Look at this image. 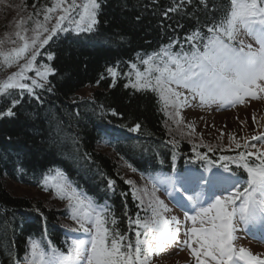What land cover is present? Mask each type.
Returning <instances> with one entry per match:
<instances>
[{
	"label": "trees",
	"instance_id": "1",
	"mask_svg": "<svg viewBox=\"0 0 264 264\" xmlns=\"http://www.w3.org/2000/svg\"><path fill=\"white\" fill-rule=\"evenodd\" d=\"M53 2L21 0L40 19ZM98 2V24L92 31H77L66 22L64 30L39 48L34 66L55 70L46 80L32 78L43 83V88L33 86L32 93L14 89L12 95H0V113L8 108L14 113L0 115V264H26L33 240L65 248L71 237L65 207L15 193L8 180L42 191L46 174L60 169L75 187L108 205L110 229L113 217L128 228L139 206L121 173L122 165L145 171L177 159L180 166L204 167L223 156L247 153L244 147L194 150L189 141L178 146L170 142L160 95L133 88L124 79L125 67H118L136 54L182 41L197 29L207 36L208 26L225 14L229 0H208V8L201 0H191L167 16L164 13L180 0ZM114 67L119 70L115 78L108 71ZM87 87L93 88L91 94L79 97ZM13 100L19 103L13 106ZM137 124L140 128L133 131ZM107 148L109 152L104 151ZM197 153L207 158H197ZM253 157H246L250 165ZM229 167L247 177L243 166ZM111 180L115 184L110 186Z\"/></svg>",
	"mask_w": 264,
	"mask_h": 264
},
{
	"label": "snow or ice",
	"instance_id": "2",
	"mask_svg": "<svg viewBox=\"0 0 264 264\" xmlns=\"http://www.w3.org/2000/svg\"><path fill=\"white\" fill-rule=\"evenodd\" d=\"M185 3H191V0H180L164 15L178 11ZM201 4L208 8V0H201ZM100 7L98 0H86L82 4H77L76 0H54V4L43 12V22L32 16L27 20L21 19L13 34L0 40V67L19 65V71L0 80V95H12L11 90L14 89L21 90V93L27 89L32 93L33 86L43 88L45 85L35 79H32L31 84L22 82L26 78L25 73L33 69L39 48L48 44L58 30H64L62 24L77 10L81 11L78 21L73 18L76 30L92 31L98 24ZM51 13L57 15L54 25L49 27L48 22L53 19ZM29 22L34 25L31 29L26 26ZM85 24L86 28L82 27ZM207 31L209 35L206 37L199 29L185 37L192 45L190 52H184L183 49L181 52H172L173 44L178 43L173 41L159 53L142 61L147 65L145 71L141 72L135 64L132 65L136 69V83L130 82L131 86L159 92L164 108L172 106L173 111L168 114L177 127L183 123L180 109L190 106V98H198L201 106L216 103L235 106L245 103L247 98L264 99V0H229L225 14L208 26ZM29 32L32 34L27 35ZM242 35L254 39L257 47L246 43ZM5 44L15 46L6 49ZM52 58L50 54L49 59ZM21 60H24L23 64H19ZM54 71L44 65L36 68V75L46 80ZM108 71L113 77L117 75L113 68ZM181 88L188 90L189 95L180 91ZM48 90L51 91V88ZM18 103L19 100L12 101L13 106ZM13 114L12 108L0 113L8 116ZM187 127L194 130L193 124ZM139 128L137 124L132 130ZM251 140L264 142V134L253 136ZM237 147H241L239 142ZM244 147L256 151L240 152L237 158L224 156L221 159L242 164L247 172L246 180H241L234 173L225 176L219 171L210 176L190 174L165 178L163 181L150 178L153 179L149 201L152 217L143 219L137 215L135 220L129 221L136 225L134 241L120 233L115 217L110 221L113 227H107V206H97L90 198L82 196L57 170V176L61 179L54 184L56 194L68 201L71 219L79 225L75 230L91 233V239L73 240L66 252L54 245L42 246L33 241L29 264H150L152 257L177 243L181 223L176 216L169 220L163 215V212L171 210L155 196L158 182L173 185L203 184L209 190L220 188L227 192V195H215L206 207L193 201L198 211L193 209L195 214L185 217V220L192 221L193 227L187 229L186 234H190V239L183 243L190 249L194 264H264V257L245 247L237 248L234 243L238 239L236 233L241 224L247 226L252 222H264V148H257V143H245ZM208 150L212 151V148ZM247 156H254L258 163L250 165ZM197 158L207 157L206 154L197 153ZM222 167L224 172H231L228 164ZM49 180H55V177H47L45 186ZM126 183L134 185L135 182L128 180ZM114 184V180L109 181L110 186ZM138 191L141 190L134 187L133 195L143 204L142 197L136 195ZM142 191L147 194V187ZM188 199L193 200V197ZM198 221L200 226L196 227Z\"/></svg>",
	"mask_w": 264,
	"mask_h": 264
},
{
	"label": "rangeland",
	"instance_id": "3",
	"mask_svg": "<svg viewBox=\"0 0 264 264\" xmlns=\"http://www.w3.org/2000/svg\"><path fill=\"white\" fill-rule=\"evenodd\" d=\"M77 4H82L86 2V0H76ZM54 4V2H53ZM52 4V5H53ZM51 5V6H52ZM59 11V10H58ZM79 11H74L71 14V17L69 20H66V22H71L75 27L76 23L74 20H79ZM36 13L32 10L26 9L22 6L21 0H0V40H5L9 35L13 34L17 28L16 25L19 23L21 19L27 20L29 16H32L33 19H39L41 22H43V16L42 18H38V16L35 15ZM53 19H51L48 22V26L51 27L55 23L56 13L50 14ZM74 18V20H73ZM63 23V24H64ZM62 24V26H63ZM29 29L34 27L32 23H27L26 25ZM82 27L86 28V24L82 25ZM32 33L29 32L27 35H31ZM47 35V34H45ZM242 39L246 43H250L253 45V47H257L256 41L252 39L249 36H241ZM15 45L12 44H5L4 47L10 48ZM164 48V47H163ZM39 51V50H38ZM161 51V50H160ZM155 52V53H159ZM177 53V52H174ZM154 53L150 55H145V57H137L135 61L130 62V67L127 72V79L129 81V84L136 83V69H139L141 72L145 71L147 68V65H144L142 61L144 59H147L149 56H152ZM125 62V61H124ZM24 60H21L19 64H23ZM136 65V69L132 67V65ZM41 65V64H40ZM44 66V65H41ZM125 64H119L118 67H125ZM36 67L34 66L31 71H27L25 73V79L22 81L23 83L30 84V81L34 76H36V79H41V77H38L36 75ZM113 69L116 70L118 74V69L114 67ZM19 71V65H13L12 67H0V80H3L8 75L12 74L13 72ZM112 76V75H111ZM113 77V76H112ZM115 78V77H113ZM131 82V83H130ZM180 91L184 92L185 95H189L188 90L186 89H179ZM93 91V88L87 87L79 92V97L90 95ZM159 94V92H157ZM161 99V97H160ZM163 109L165 111V125L167 128V135L169 136L170 142H172L175 145H180L182 141H189L191 144V147L195 150L199 148H205L209 149V147L212 148V150H228V149H235L239 150L237 147V142L240 143L241 147H244L245 143H257V148H264V142H256L252 141L251 137L264 134V99L256 100L252 98H247L245 103L242 104H236L235 106L227 105V106H221L220 104H211L206 106H201L199 99H189V105L185 106L182 109H180L181 115L183 116V123L177 127L176 123L172 119V117L168 114L173 111L172 106H169L167 109L164 108V101L161 99ZM255 117V119H253ZM188 124L194 125V130L189 129L187 127ZM233 137L235 139H233ZM245 148V147H244ZM247 152L250 151H256V149L252 148H245ZM109 152V149H104V151ZM204 149H201L202 152ZM105 151V152H106ZM121 173L125 177V179L134 181V185H131L134 191L135 189H140L141 191H138L136 193L137 196L142 197L144 203L146 205H150L149 201L152 194V186L148 185L147 182H145L138 174H136L133 170L126 167L125 165H122ZM64 175V174H63ZM47 177H55V180H49L47 186H45L44 181ZM64 177V176H63ZM44 181L42 182V186H44V190H39L38 187L33 186H24L20 185L17 182L13 181H7L8 187L13 190L15 193L18 194H28L29 196L37 199H42L45 202H47L49 205L56 206L67 209V219L71 222L72 228H78L79 225H77L72 219H71V210L68 207V201L65 200L64 202L58 201L54 198L53 195H57L54 184L61 179V177L57 176V171L52 172L49 175L45 177ZM166 186V185H165ZM147 187L148 192L145 194L142 190ZM192 188H186L191 189V192H189L188 197H193V200L187 201L188 204L192 205L194 204L193 201H198V204L201 205V201L199 198V195L194 196V193L200 194L202 192V189H196ZM156 192V191H155ZM155 196L159 198V194L156 192ZM161 196V195H160ZM176 200L181 203L185 204L184 200L181 198H176ZM187 204V205H188ZM197 205V204H195ZM208 206V204L206 205ZM205 206V207H206ZM198 211V209H197ZM178 212L170 211V214L168 217L172 218L173 216H176L180 219H182V216L179 215ZM144 216V215H143ZM63 223L67 224L68 221L62 220ZM199 224V221L197 222ZM253 225V228L257 231V225L256 222L250 223ZM182 227L184 226V223H181ZM179 224L180 228V234L178 241L180 242L179 246L177 248L173 247L175 245H172L169 247L162 255L160 256V259H158V262L155 260H152V263L156 264H191V252L188 249V247L183 243V241L189 239L186 234L184 235L182 239V228ZM259 226V224H258ZM236 236L238 237L237 240L234 241L237 248H239V240L241 239L242 233L237 232ZM87 240L91 239V233H89L86 236ZM81 238L77 237V240ZM130 240V238H128ZM84 240V239H81ZM242 240V239H241ZM243 241L247 242V249H249L254 254H263L264 255V243L259 244L256 243L254 240H246L243 239ZM177 244V243H176ZM263 245V246H262ZM183 247H187L186 250H183ZM243 247V246H242ZM175 248V249H174Z\"/></svg>",
	"mask_w": 264,
	"mask_h": 264
}]
</instances>
